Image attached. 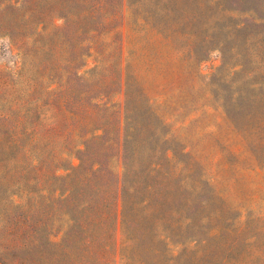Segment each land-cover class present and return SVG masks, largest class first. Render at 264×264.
I'll return each instance as SVG.
<instances>
[{
	"label": "rangeland",
	"instance_id": "374dc122",
	"mask_svg": "<svg viewBox=\"0 0 264 264\" xmlns=\"http://www.w3.org/2000/svg\"><path fill=\"white\" fill-rule=\"evenodd\" d=\"M260 1L264 15V0L248 3ZM236 2L110 0L95 24L65 28L61 18L39 24L44 0H0V246L36 253L50 235L60 241L63 214L75 210L59 202V178L93 135L107 142L112 179L121 176L128 80L145 96L134 103L137 120L147 125L149 98L166 125L176 232L193 214L183 238L218 252L200 264H259L233 250L264 251V59L251 42L264 28L233 13ZM197 198V210L185 206Z\"/></svg>",
	"mask_w": 264,
	"mask_h": 264
},
{
	"label": "trees",
	"instance_id": "16d2710c",
	"mask_svg": "<svg viewBox=\"0 0 264 264\" xmlns=\"http://www.w3.org/2000/svg\"><path fill=\"white\" fill-rule=\"evenodd\" d=\"M109 1L44 0L39 24L51 18H61L65 20V28H72L81 22L89 26L95 24L97 11L107 6ZM258 3L249 6L248 0H237L233 3V13L245 16L251 20L249 22L264 28V15H258L262 2ZM77 9L81 10L79 14ZM247 22H240L235 30H243ZM33 25V21H25L23 29ZM93 29L91 27L90 31ZM77 33L74 31V36ZM258 37L251 42L256 43L263 60L264 32ZM125 96L121 176L112 179L110 155L105 147L107 142L101 146L103 137L93 135L85 144V149L77 151L79 164L72 165L70 173L59 178L66 183L60 192L59 202L69 203L75 210V216L68 212L63 214L70 224L60 241H50V235L45 240L46 247L36 253L27 245L0 246V264H111L117 256L122 264H200L201 260L213 258L218 253L200 243L194 235L183 238L182 231L195 226L193 214L180 217L182 222L177 224L180 231L176 232L175 215L179 213L170 209L168 180L171 172L164 169V165L172 160L170 149L166 146V125L155 115L149 98H146L147 125L137 120L134 103L144 95L134 90L128 80ZM142 130L147 134H142ZM157 135L160 138L157 139ZM140 145L147 148L144 156L141 155ZM193 205L197 210L198 198L193 203L185 200L186 207L193 208ZM143 219L146 228L141 233ZM156 227H161L162 232L152 234L146 243L147 233ZM118 235L122 237L121 244L118 243ZM233 255H259V264H264V251L246 254L233 250Z\"/></svg>",
	"mask_w": 264,
	"mask_h": 264
}]
</instances>
